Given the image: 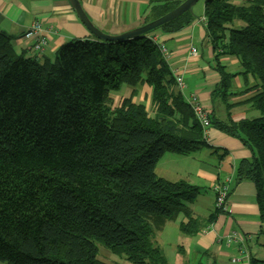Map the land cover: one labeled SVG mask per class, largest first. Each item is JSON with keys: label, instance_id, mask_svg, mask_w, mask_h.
I'll use <instances>...</instances> for the list:
<instances>
[{"label": "trees", "instance_id": "obj_1", "mask_svg": "<svg viewBox=\"0 0 264 264\" xmlns=\"http://www.w3.org/2000/svg\"><path fill=\"white\" fill-rule=\"evenodd\" d=\"M183 2L153 0L145 24ZM203 17L220 77L212 99L227 112L225 120L210 114V125L252 152L236 181L254 183L264 214V0H205ZM195 20L192 10L127 40L73 39L42 61L19 54L0 33L1 263L107 264L100 244L132 264H169L156 239L167 224L182 217L180 233L195 237L215 221L219 211L202 219L191 208L199 187L156 174L165 154L208 148L153 39ZM222 57L237 59L240 72H229ZM238 76L255 83L235 94ZM124 86L131 94L114 106ZM144 86L152 90L150 110L134 101ZM252 92L242 104L259 116L234 122L239 104L230 98Z\"/></svg>", "mask_w": 264, "mask_h": 264}, {"label": "crops", "instance_id": "obj_2", "mask_svg": "<svg viewBox=\"0 0 264 264\" xmlns=\"http://www.w3.org/2000/svg\"><path fill=\"white\" fill-rule=\"evenodd\" d=\"M79 1L97 28L106 34L118 35L144 26L153 0ZM199 19L178 33L157 32L153 38L166 47L172 72H178L184 79L185 87L181 92L185 100L190 103L195 97L209 114L215 112L218 119L225 120L224 105L219 101L214 105L212 99V92L220 83L213 68L216 54L206 39L205 25L199 23ZM36 22L41 24L47 40L42 52L33 49L35 40L24 38L26 31ZM0 33L14 39L19 54L24 53L39 61L54 59L58 49L73 39L94 38L68 0H0ZM193 48L197 50V57L191 55ZM220 62L231 73L241 70L235 58L222 57ZM254 83V80L246 83L242 76H238L234 79L233 92H242ZM125 91L124 96L117 98L128 97L132 90L126 88ZM254 92L230 98L231 104H239L231 110L234 122L259 116L250 105L242 104ZM151 94V88L144 86L134 101H149ZM205 139L208 148L192 155L165 154L156 167V174L168 181L184 180L200 188V195L191 206L197 217L207 219L216 211L219 213L215 221L195 237L180 233L182 220L167 224L157 235V242L169 264H235L233 259L239 254L238 244L229 241V237L238 233L247 238L251 260L264 263V214L258 204L256 186L250 181H236L239 163L251 161L253 154L241 141L213 126L206 129ZM218 184L228 186L224 210L216 208L214 187Z\"/></svg>", "mask_w": 264, "mask_h": 264}, {"label": "built area", "instance_id": "obj_3", "mask_svg": "<svg viewBox=\"0 0 264 264\" xmlns=\"http://www.w3.org/2000/svg\"><path fill=\"white\" fill-rule=\"evenodd\" d=\"M198 22L201 23L202 25H205V26L207 23L205 17H202L201 19H199ZM24 38L28 39V40H35L36 41L35 45L33 46V49L35 51L42 52L44 47L47 45V40L43 36V33H42L41 24L38 22L34 23L31 26V28H29L26 31V33L24 34ZM153 39L155 42H157V40L155 38H153ZM157 44L159 45V50L161 51L162 55L167 60L168 59V51H167L166 47L164 45L159 44L158 42H157ZM191 55L193 57H197L198 56L197 50L193 48L191 50ZM173 74H174V77L176 79L178 88L180 90H183L185 87L184 79L176 71H173ZM190 104L193 108V111L195 113L196 118L198 119L201 126L203 127L204 134H205L206 129L211 126L210 120H209L210 114L196 100L195 97L192 98V101L190 102ZM214 190L216 192V208H218L219 210L226 209V203H227V197H228V186H227V184H218L214 187ZM229 241H232V242H235L238 244L239 254L235 259H233V263H235V264H251L250 253H249L247 246H246L247 238L243 234L235 233L229 237Z\"/></svg>", "mask_w": 264, "mask_h": 264}, {"label": "water", "instance_id": "obj_4", "mask_svg": "<svg viewBox=\"0 0 264 264\" xmlns=\"http://www.w3.org/2000/svg\"><path fill=\"white\" fill-rule=\"evenodd\" d=\"M68 1L81 23L85 26V28L90 32L93 37L106 42H115L142 36L152 31H155L164 26L165 24H168L174 21L175 19L179 18L186 12L192 11L194 6L201 0H185L180 6H178L176 9L169 12L165 16L150 23H147L142 27L118 35L106 34L99 28H97L92 22V20L89 18V16L86 14L79 0Z\"/></svg>", "mask_w": 264, "mask_h": 264}, {"label": "rangeland", "instance_id": "obj_5", "mask_svg": "<svg viewBox=\"0 0 264 264\" xmlns=\"http://www.w3.org/2000/svg\"><path fill=\"white\" fill-rule=\"evenodd\" d=\"M204 6H205V0H201L200 2H198L194 8H193V14L196 17V19H199V17H201L204 14ZM124 89L119 92V93H113L112 98H113V102H114V106H118L121 102H122V98H117L118 96H124L125 94V90L126 87H123ZM135 103L139 104V103H145L147 108L150 110V99L148 101L147 100H142V101H135ZM168 155V154H167ZM182 220V217L179 218V221ZM172 238V237H171ZM98 248H99V252H98V258L108 264H113V263H117V264H132L130 262H128L123 256L121 255H117V254H113L111 253L108 249H105L103 246H101L100 244H98ZM179 263V262H178Z\"/></svg>", "mask_w": 264, "mask_h": 264}]
</instances>
